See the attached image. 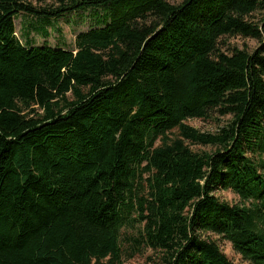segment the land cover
Here are the masks:
<instances>
[{
  "label": "trees",
  "instance_id": "obj_1",
  "mask_svg": "<svg viewBox=\"0 0 264 264\" xmlns=\"http://www.w3.org/2000/svg\"><path fill=\"white\" fill-rule=\"evenodd\" d=\"M37 1L0 0V264H125L136 225L152 264H264V0ZM88 10L71 48L17 38Z\"/></svg>",
  "mask_w": 264,
  "mask_h": 264
},
{
  "label": "rangeland",
  "instance_id": "obj_2",
  "mask_svg": "<svg viewBox=\"0 0 264 264\" xmlns=\"http://www.w3.org/2000/svg\"><path fill=\"white\" fill-rule=\"evenodd\" d=\"M34 4H38L37 0H30ZM182 0H169L172 4H179ZM98 18L94 11L88 10L86 12H78L76 14H69L60 19L52 20L49 25L46 26L44 30L40 29V24L33 18L27 17L25 15L19 16L16 21V31L17 38L21 41L25 40L26 29L30 26L33 31L30 33V38L34 40V44L38 47L48 46L51 48H71L76 40V37L81 33L89 32L94 28L98 27ZM32 25V26H31ZM47 31V35L46 32ZM226 45H223L224 50L227 52L234 47L240 49L247 48L253 51L257 48L258 44L255 40L242 39L239 37L229 38L224 41ZM226 120H222L224 124ZM188 124L203 133H215L218 128L222 125L219 124L217 119H210L208 121L202 120H189ZM191 148L196 152H209L215 151L212 147H205L199 145H191ZM215 195L222 201L229 202L231 204H239L241 200L238 196L234 195L231 191H216ZM249 205V203H247ZM140 226L136 225L135 228L129 227L125 230L124 234V248L128 250L127 256L125 257V264H152L150 257L152 252L144 249L139 253H134L131 245L134 238L138 236V230ZM218 240L222 251L226 256L236 264H249L244 261L242 257L234 251L231 243L224 241L219 238ZM134 254L132 257L131 255Z\"/></svg>",
  "mask_w": 264,
  "mask_h": 264
}]
</instances>
